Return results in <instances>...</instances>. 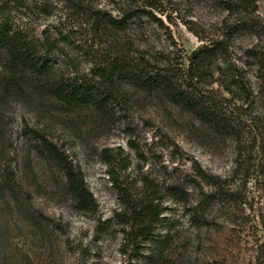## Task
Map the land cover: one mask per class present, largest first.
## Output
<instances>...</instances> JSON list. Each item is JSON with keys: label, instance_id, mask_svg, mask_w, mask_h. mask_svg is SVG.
Listing matches in <instances>:
<instances>
[{"label": "rangeland", "instance_id": "374dc122", "mask_svg": "<svg viewBox=\"0 0 264 264\" xmlns=\"http://www.w3.org/2000/svg\"><path fill=\"white\" fill-rule=\"evenodd\" d=\"M77 1L87 13L65 0H0V11L36 35L63 34V70L87 77L112 50L168 55L183 69V56L217 38L226 16L217 0H163L162 12L152 11L163 25L141 17L143 26L119 32L116 44L95 28L89 10L119 17L142 1ZM257 11L263 33L236 34L212 66L233 62L252 86L257 65L247 49L264 47V0ZM206 77L199 98L213 97L224 108L220 94L230 95L219 91L216 72ZM115 95L104 114L65 110L37 93L10 96L2 106L0 89V264H264V138L255 123L231 136L155 92L123 84ZM251 107L258 116L262 99ZM34 130L80 169L91 207L75 201ZM148 201L159 204L161 216L142 237L130 230L129 211Z\"/></svg>", "mask_w": 264, "mask_h": 264}, {"label": "trees", "instance_id": "16d2710c", "mask_svg": "<svg viewBox=\"0 0 264 264\" xmlns=\"http://www.w3.org/2000/svg\"><path fill=\"white\" fill-rule=\"evenodd\" d=\"M75 8L87 13L81 1L65 0ZM141 5H131L121 11L119 17H112L100 9L93 11V24L98 30L112 37L113 42L119 37V32H129L132 27H142L138 19L151 18L154 22L163 25L152 11L162 12L160 6L163 0H141ZM226 12L222 20L221 33L217 38L209 40L207 44L191 50L183 56V69H177L168 55L153 57L148 53L138 56L124 54L123 51H114L104 55L91 68V76L78 75L63 70V57L58 38L65 39L63 34L51 37L46 30L43 34L36 35L24 23L18 22L9 11H0V89L2 106L4 99L10 96H27L37 93L39 96L55 100L60 108L74 110V108H90L100 113H109L115 93L123 84L132 85L145 92L160 94L170 103H173L192 113L202 122L211 124L220 131L231 136H239L238 128L241 125H255L260 129L264 138V47L253 46L247 49V56L251 57L257 69L255 77L257 84L250 85L240 72L235 63L228 61L226 67L213 68L216 57L225 58L235 36L238 33H254L261 35L263 27L259 19L258 2L260 0H217ZM136 2V1H135ZM45 10L47 8H44ZM231 18V19H230ZM150 21V20H149ZM114 47L116 48L117 45ZM130 50L134 43L131 42ZM117 44V43H116ZM160 56V55H159ZM227 59V58H226ZM181 70V71H180ZM180 71V73H178ZM182 72V73H181ZM217 73L219 91L229 94L226 98L220 94L225 107L218 109V102L209 97L199 98L201 94L198 84L205 80L206 74ZM257 98L262 99L263 109L258 111V116H252V107ZM114 102V103H115ZM239 102V104H237ZM229 103L240 110L237 114L241 120L234 116L233 108ZM243 119V120H242ZM247 124V125H246ZM33 135L41 141L49 155L57 159L59 166L64 171L66 184L75 201L83 208L91 207L94 196L88 190L79 168L72 165L56 145L48 142L39 130H34ZM241 143V138L237 137ZM261 149L264 151V139ZM264 154V152H263ZM264 158V155H263ZM114 187L119 195L124 189L117 178H112ZM141 204V203H140ZM131 207L129 214L133 220L130 230L137 231L138 236L147 237L149 230L161 216L158 203L148 201ZM136 209V210H135ZM162 251L157 247L155 251Z\"/></svg>", "mask_w": 264, "mask_h": 264}]
</instances>
